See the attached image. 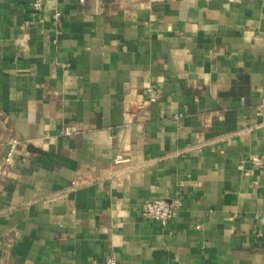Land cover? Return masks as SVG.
Segmentation results:
<instances>
[{
    "label": "crops",
    "instance_id": "0c3cea01",
    "mask_svg": "<svg viewBox=\"0 0 264 264\" xmlns=\"http://www.w3.org/2000/svg\"><path fill=\"white\" fill-rule=\"evenodd\" d=\"M33 1L0 0V264H264V0Z\"/></svg>",
    "mask_w": 264,
    "mask_h": 264
},
{
    "label": "built area",
    "instance_id": "2783aa9c",
    "mask_svg": "<svg viewBox=\"0 0 264 264\" xmlns=\"http://www.w3.org/2000/svg\"><path fill=\"white\" fill-rule=\"evenodd\" d=\"M45 0H34L33 5L36 9H40L43 6ZM144 92L148 95L146 102H153L155 100V93L151 87H146ZM261 103L264 105V98ZM63 133L68 135L71 133L70 128H65ZM18 142L16 137H13L7 141L9 145L6 155L3 157L5 163H9L12 155L15 152V145ZM1 145V143H0ZM251 159L254 163L260 164L261 157L257 154L251 155ZM86 182L84 177H77L73 180L74 185H81ZM180 200L178 199H167L164 197H157L147 200L141 207V214L149 219L157 220L162 224L167 223L175 213L177 207L180 206ZM103 264H116V260L112 255H109L104 260Z\"/></svg>",
    "mask_w": 264,
    "mask_h": 264
}]
</instances>
